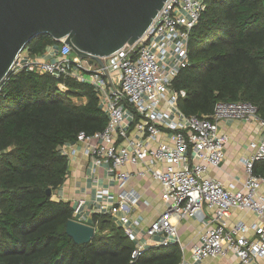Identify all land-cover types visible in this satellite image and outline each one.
<instances>
[{
    "label": "built area",
    "instance_id": "1",
    "mask_svg": "<svg viewBox=\"0 0 264 264\" xmlns=\"http://www.w3.org/2000/svg\"><path fill=\"white\" fill-rule=\"evenodd\" d=\"M204 9V0H168L146 34L104 58V66L89 64L62 42L49 59L23 61L20 53L10 73L29 69L71 78L98 94L108 125L91 135L80 132L62 153L70 160L77 153L72 146H84L92 179L103 183L95 193L93 213L110 215L122 226L134 243L133 258L155 245L178 243L183 251L179 224L195 218L206 228L189 257L182 252L179 264L230 254L238 264H251L264 258V175L254 172L255 163L264 159V119L248 101H220L211 115L188 116L179 108L186 92L173 85L189 64L190 35ZM230 120L261 129L240 159L245 179L239 188L209 175L225 159L229 136L219 125ZM148 179L160 185L157 208L145 198L152 190L142 184ZM142 206L155 210L137 215ZM234 209L253 212L257 220L229 223Z\"/></svg>",
    "mask_w": 264,
    "mask_h": 264
},
{
    "label": "trees",
    "instance_id": "2",
    "mask_svg": "<svg viewBox=\"0 0 264 264\" xmlns=\"http://www.w3.org/2000/svg\"><path fill=\"white\" fill-rule=\"evenodd\" d=\"M204 3L190 35L189 64L173 82L186 92L180 110L203 117L217 102L248 101L264 119V0ZM61 44L41 34L23 51L40 56ZM1 87L0 264H179L178 243L150 246L133 258L134 243L107 214H92L95 234L88 243L66 232L76 215L71 202L54 198L69 175L62 147L82 131L91 135L108 125L91 85L22 69ZM254 172L264 175V159Z\"/></svg>",
    "mask_w": 264,
    "mask_h": 264
},
{
    "label": "water",
    "instance_id": "3",
    "mask_svg": "<svg viewBox=\"0 0 264 264\" xmlns=\"http://www.w3.org/2000/svg\"><path fill=\"white\" fill-rule=\"evenodd\" d=\"M168 0H0V84L26 45L41 34L70 45L89 64L142 38ZM52 194V189L47 190ZM76 243L95 228L77 219L66 224Z\"/></svg>",
    "mask_w": 264,
    "mask_h": 264
},
{
    "label": "crops",
    "instance_id": "4",
    "mask_svg": "<svg viewBox=\"0 0 264 264\" xmlns=\"http://www.w3.org/2000/svg\"><path fill=\"white\" fill-rule=\"evenodd\" d=\"M58 46L49 47L46 55L30 56L28 51H23L21 57L23 61L28 59H49L58 51ZM64 89V88H62ZM74 102L78 103V99L74 98ZM80 103H85L86 99L80 100ZM78 103V104H80ZM220 131L226 133L229 136V142L225 148V159L218 169H211L209 175L222 181L226 186L231 184L237 188L241 187L244 179L245 172L240 159L242 156L247 155L248 145L252 140L257 139L261 135V129L256 123H246L243 121L230 120L222 121L219 125ZM77 153L69 160V175L64 184L55 191L54 198L56 200L69 201L79 210L76 215V219L88 224L91 221L93 213V200L97 188L103 184L102 180L96 182L92 179L90 171V162L84 155V146L81 144H75ZM102 170V169H101ZM100 170V171H101ZM142 184L149 185L151 191L145 194V198L152 203V206L157 208L160 203V185L159 183L148 179L143 181ZM261 193L264 195V187L261 189ZM144 207L138 209V214L147 213L148 216L153 214L155 208ZM243 220L247 223H252L257 220V216L253 212L245 211L242 209H234L229 223ZM209 222V219H208ZM205 225L195 218H190L181 221L179 224V235L183 251L186 256L189 257L191 248L194 244L199 242L200 231L204 230ZM253 237V236H252ZM251 237V238H252ZM238 258L230 254L227 257L208 258L194 264H238ZM251 264H264V258L253 261Z\"/></svg>",
    "mask_w": 264,
    "mask_h": 264
},
{
    "label": "rangeland",
    "instance_id": "5",
    "mask_svg": "<svg viewBox=\"0 0 264 264\" xmlns=\"http://www.w3.org/2000/svg\"><path fill=\"white\" fill-rule=\"evenodd\" d=\"M81 101L80 100H78V103H80Z\"/></svg>",
    "mask_w": 264,
    "mask_h": 264
}]
</instances>
